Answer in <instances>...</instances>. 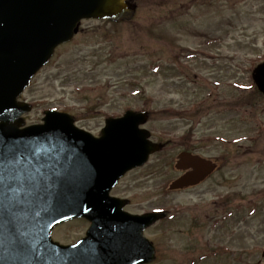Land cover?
Masks as SVG:
<instances>
[{"label":"rangeland","instance_id":"1","mask_svg":"<svg viewBox=\"0 0 264 264\" xmlns=\"http://www.w3.org/2000/svg\"><path fill=\"white\" fill-rule=\"evenodd\" d=\"M129 4L131 21L84 20L56 49L23 95L27 122L56 110L96 136L108 117L148 112L151 140L167 144L113 194L133 214L165 212L144 233L156 250L151 264H264V96L250 77L264 60V0ZM182 150L217 170L168 191Z\"/></svg>","mask_w":264,"mask_h":264},{"label":"water","instance_id":"2","mask_svg":"<svg viewBox=\"0 0 264 264\" xmlns=\"http://www.w3.org/2000/svg\"><path fill=\"white\" fill-rule=\"evenodd\" d=\"M126 1L0 0V215L12 216L19 208L25 211L22 215L33 211L61 218L67 210L85 216L91 227L78 246L90 247L83 264L154 261V247L142 233L164 214L122 213L126 201L111 198L109 192L120 177L144 165L163 146L151 143L149 133L139 128L147 116L132 111L107 119L98 139L76 128L69 115L55 111L45 112L42 125L20 129V116L28 106L16 98L54 48L77 33L80 20H130L135 9ZM251 78L264 95V62L252 70ZM216 167L211 160L182 152L174 168L184 173L168 190L196 186ZM9 225L18 224L0 220V227ZM20 226L19 235L0 229V264H16L18 257L19 264H74L67 253L53 252L44 234L32 233L34 223Z\"/></svg>","mask_w":264,"mask_h":264},{"label":"flooded vegetation","instance_id":"3","mask_svg":"<svg viewBox=\"0 0 264 264\" xmlns=\"http://www.w3.org/2000/svg\"><path fill=\"white\" fill-rule=\"evenodd\" d=\"M19 100L25 101L23 99V96H20ZM26 103H28V102L26 101ZM26 116H28V115H26ZM26 116H24V118H27ZM40 122H41V119L39 120V122L29 123V124H37ZM128 174H126L124 177H126ZM121 180L118 182L117 186L111 191V195L115 196L116 198H119V199H125V198H122V197H119V196H116L113 194V191L119 186ZM128 207H130L129 201H128L127 205L123 208V210L129 214H133L130 211H128ZM8 219L13 220L15 222L29 221V222L37 223V222L48 221L49 217H45V216H12V217H8ZM89 227H90V222L88 220H86L84 217L72 216V217L52 226L50 228V231H49V237H50V240L52 242H55L58 245L65 248L66 250H68L69 248L74 247L79 242L84 241V239L86 238L87 231H88ZM33 232L35 234H38L40 232V227L35 226V228H33ZM74 252L76 255V254H78L79 251L77 249V251H74Z\"/></svg>","mask_w":264,"mask_h":264},{"label":"trees","instance_id":"4","mask_svg":"<svg viewBox=\"0 0 264 264\" xmlns=\"http://www.w3.org/2000/svg\"><path fill=\"white\" fill-rule=\"evenodd\" d=\"M252 91H253V94H255V97L258 96L257 94H259V93H258L255 89H252ZM187 113H188V112H187ZM187 113L184 112L183 114H187ZM186 147L189 148L188 145H186ZM230 195H234V194H230ZM228 196H229V195H227L226 197H223V199L226 198V200H227ZM248 206L251 207V204L248 205ZM250 209H251V212H252V211H253V212H252V213L250 212L249 217L253 216L254 213H255L254 210H252V207H251ZM230 211H231V210H228L227 213H226V215H227ZM242 212H244V211H242ZM226 215H225V217H226Z\"/></svg>","mask_w":264,"mask_h":264}]
</instances>
